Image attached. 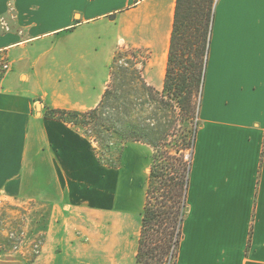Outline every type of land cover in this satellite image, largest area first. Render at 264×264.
Masks as SVG:
<instances>
[{
  "label": "crops",
  "instance_id": "obj_1",
  "mask_svg": "<svg viewBox=\"0 0 264 264\" xmlns=\"http://www.w3.org/2000/svg\"><path fill=\"white\" fill-rule=\"evenodd\" d=\"M177 0H0V194L40 174L50 207L32 264H137L153 149L122 144L117 164L47 109L87 112L120 47L147 50L162 91ZM188 190L172 264H264V0H216ZM142 166L144 179L138 176Z\"/></svg>",
  "mask_w": 264,
  "mask_h": 264
},
{
  "label": "trees",
  "instance_id": "obj_2",
  "mask_svg": "<svg viewBox=\"0 0 264 264\" xmlns=\"http://www.w3.org/2000/svg\"><path fill=\"white\" fill-rule=\"evenodd\" d=\"M215 3L216 0L176 1L168 65L161 92L144 79L143 66L148 59L133 60L119 74L116 66L120 54L117 52L111 67L110 82L96 108L87 112L47 109L45 113L48 119L85 128L86 135L99 145L103 144L101 140L113 141L121 137L123 142H141L154 149L137 264H166L176 259L188 211L190 173L198 130L189 129L186 134L183 133L182 143L176 148L179 154H172L170 149L161 151L160 142L153 137L147 140L142 137L154 133V127L149 125L144 131L132 120L133 117L129 120L132 115L130 100L148 96L150 106L157 102L160 106L178 109L181 120L189 123L196 115L199 116ZM120 79L130 86L121 94L118 85ZM162 108L157 107L158 110ZM186 152L192 153L188 161L185 160Z\"/></svg>",
  "mask_w": 264,
  "mask_h": 264
},
{
  "label": "rangeland",
  "instance_id": "obj_3",
  "mask_svg": "<svg viewBox=\"0 0 264 264\" xmlns=\"http://www.w3.org/2000/svg\"><path fill=\"white\" fill-rule=\"evenodd\" d=\"M118 53L120 58L117 62L116 71L119 74H122V70L126 69L133 60L144 61L149 57L147 50L128 47L127 45L120 47ZM118 85L121 89L120 94L130 88L121 79L118 81ZM147 97L139 96L137 99L130 100L132 105L129 106V109L132 115L129 120L133 117L132 120L137 122L144 131L150 127L149 125L154 127V133L149 132L150 136L142 135V137L145 139L153 137L160 142L161 151L162 149H170L172 154H179L176 153V148L182 143L183 133L186 134L189 129L198 130L199 116L196 115L192 123L186 122L179 117L178 109L173 110L171 106H160L157 102H153L150 106ZM157 107L165 108L158 110ZM76 127L80 128L86 135L85 128ZM101 141L103 144H98L100 159L109 164H117L120 149L125 143L123 139L119 137L113 141ZM191 158L192 153L186 152L185 160L188 161ZM146 160V156H144V162L136 168L140 180L144 179L142 166L144 167ZM39 183L40 174L35 173L31 188L20 196L7 198L4 194H0V264H32L39 254L43 242L42 231L46 229V218L50 214V207L41 199ZM170 263L171 260L166 264Z\"/></svg>",
  "mask_w": 264,
  "mask_h": 264
},
{
  "label": "built area",
  "instance_id": "obj_4",
  "mask_svg": "<svg viewBox=\"0 0 264 264\" xmlns=\"http://www.w3.org/2000/svg\"><path fill=\"white\" fill-rule=\"evenodd\" d=\"M10 69L11 64L8 58L4 55H0V79H2L10 71Z\"/></svg>",
  "mask_w": 264,
  "mask_h": 264
}]
</instances>
